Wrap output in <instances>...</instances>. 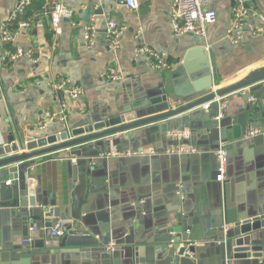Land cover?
I'll use <instances>...</instances> for the list:
<instances>
[{
  "label": "crops",
  "instance_id": "obj_1",
  "mask_svg": "<svg viewBox=\"0 0 264 264\" xmlns=\"http://www.w3.org/2000/svg\"><path fill=\"white\" fill-rule=\"evenodd\" d=\"M19 1L0 0V30ZM62 1L73 10L74 26L64 19L55 35L49 18L53 0H32L24 9L26 19L11 30L13 40L2 43L0 39V55L32 49L35 59L0 63V146L10 134L45 136L83 125L87 118L113 117L162 91L172 101L186 103L193 98L185 97L211 85L210 66L211 92L264 67V34L251 33V27L264 31V25L250 20L251 27L238 44L225 40L232 0L208 4L216 21L206 28L205 38L173 36L171 0H136L137 10L129 9L125 0ZM248 6L264 14V0H251ZM86 7L91 14L88 23L83 21ZM98 10L101 15L93 13ZM107 19L126 28L117 51L110 49L105 37ZM86 25L94 29L92 47L83 39ZM139 45L165 53L168 68H152L143 55L136 58ZM63 80L81 91L76 99L54 89ZM260 87L264 82L251 92ZM246 94L243 90L215 101L218 112L227 121L234 120L245 110ZM255 98L247 99L252 120L246 132L264 127V92ZM212 125L213 113L200 107L27 162L12 195H0V264H97L95 255L101 249L105 256L112 253L118 258L111 264H135V258L138 264H173L165 253L171 231L179 237V247L193 250L194 264H262L258 259L228 256L223 263L217 236L229 221L264 213V135L226 143L231 148L223 180L217 182L218 140L209 138V144L200 146V138L191 133ZM178 144L194 145L197 150L168 155L166 151ZM113 152L117 155L107 156ZM23 173L35 182L36 211L53 207L71 223L58 248L32 249L22 239L20 212L28 199ZM184 225L189 229L184 231ZM255 247L264 259V238Z\"/></svg>",
  "mask_w": 264,
  "mask_h": 264
},
{
  "label": "water",
  "instance_id": "obj_2",
  "mask_svg": "<svg viewBox=\"0 0 264 264\" xmlns=\"http://www.w3.org/2000/svg\"><path fill=\"white\" fill-rule=\"evenodd\" d=\"M82 13L83 21L88 23L91 16L89 7H86ZM93 13L101 15L102 11L98 10ZM263 82L264 67H261L251 71L242 80L218 89L216 92H211L210 90L213 84L212 79H210L211 85L203 92L185 98L182 97L185 100L193 98L183 104L172 101V99L168 98L164 91H162L160 95L147 96L142 104L127 108L113 117L105 119H99L98 117L87 118L86 121L83 122V125L73 126L71 128L66 126L64 130L54 134L45 136L32 134L24 135L21 133L10 134L8 141L0 146V195L6 197L12 195L14 187L19 185L20 171L26 168L24 166L27 162L37 157L68 148L81 147L90 142L119 133L172 119L194 109H198L207 103H210L208 111L213 113L214 125H212L209 130L193 129L191 131L192 134H197V139L200 138L197 144L200 146L207 145L210 141L209 138L218 140V145L220 143L225 145L231 141H238L243 138L247 126L251 122L250 120H252L250 119V114H247L250 110V102L247 99L251 96L258 99L259 95L261 96L263 94L264 88L262 87H260L258 91L251 92L255 86ZM243 90H247L245 110L237 114L234 120L227 121L228 119L226 120L225 115L218 112L219 104L217 102L215 103L216 99H223L233 93ZM256 110H259V107H256ZM219 115L220 119H216ZM229 148H231V145H225L226 151ZM23 150H25V153H19V151L22 152ZM22 179L23 183L27 186L28 194L27 207H23L20 212L22 239L27 241L32 249H54L60 247V239L52 236L50 232L55 219H60L64 229L68 232H70L72 228L71 223H68L64 218L60 217L59 211L53 207H44L40 210V213H38L36 211L38 202L34 195L35 182L28 173H23ZM18 199H20V197H18ZM183 228L184 231L189 229L185 225ZM263 238L264 213L241 222H227L225 226L223 225L219 228L217 236V239L220 241L218 248L223 263L228 256L233 260L249 258L258 259L262 260V264H264L262 253L255 249L257 243L262 241ZM172 239H174L175 242L174 246L169 247L168 245ZM186 250L187 248L185 247H179V237L175 234V231H171L165 245V253L168 255L167 259L169 262L173 264H194V257L190 258L186 256ZM189 250L193 252L191 248H189ZM103 251L104 249L98 250V254L95 255L97 264H111L114 258L118 259L115 257V254L112 253L105 256V254H102ZM134 261L135 264H138L137 258H135Z\"/></svg>",
  "mask_w": 264,
  "mask_h": 264
},
{
  "label": "built area",
  "instance_id": "obj_3",
  "mask_svg": "<svg viewBox=\"0 0 264 264\" xmlns=\"http://www.w3.org/2000/svg\"><path fill=\"white\" fill-rule=\"evenodd\" d=\"M32 0H20L17 7L12 11L9 19H15L17 15L24 12L26 6L31 3ZM215 0H171V7L169 13V20L172 28V34L175 37H181L185 35H192L200 38H205L206 28L208 25L213 24L216 21V13L208 8V4ZM251 0H232V22L226 30L225 40L232 44H238L246 28L250 25V20H256L259 24L264 25V14L257 12L256 10L250 8L248 4ZM125 4L129 9L137 10L138 4L136 0H125ZM73 10L67 7L62 0H53V3L49 9V18L52 32L57 35L60 32V23L62 20L66 19L74 26L76 23L73 21ZM27 26L26 23H21V27ZM105 37L108 41L110 49L112 51H117L119 49V39L122 33L125 31L123 25L118 24L115 20L107 19L106 23ZM251 27V26H250ZM251 33L254 36H261L264 31H261L257 27H251ZM94 29L91 26L86 25L83 27V39L88 47H92L94 44ZM14 34L5 29L2 25L0 30V39L2 43H9L13 40ZM207 54V49L205 51ZM145 56L149 59L150 66L155 69H165L168 68V61L165 53L158 52L148 45H139L134 53L136 58L140 56ZM21 58H26L31 62H35L33 57V50H22L17 49L15 52L3 51L0 55V63L4 62H15ZM210 75L214 79V74L212 67L210 66ZM212 87L214 81H212ZM56 90H65L72 99H76L81 91L78 88H73L70 86L68 80H63L56 85H54ZM216 92V90H214ZM220 102V99H216ZM64 106V105H63ZM203 110L208 111L210 103L204 104ZM220 119V115L216 118ZM264 135V127H254L247 131L244 135L246 139L253 138L256 136ZM178 136L185 137V134H179ZM196 147L186 146L182 144L176 145L174 148L167 150L168 155H183L192 154L196 152ZM218 167L216 181L221 182L223 180V174L225 170V164L227 160V151L225 145L220 143L217 150L215 151ZM117 155V153H108L107 156ZM178 197L183 199L180 192H178ZM51 235L61 239L65 234V229L60 219H55V222L50 230ZM174 236V234L172 233ZM174 239L169 243V247L174 246ZM110 248H112L110 246ZM185 255L193 258L194 253L189 250L185 251ZM263 262V261H261Z\"/></svg>",
  "mask_w": 264,
  "mask_h": 264
},
{
  "label": "trees",
  "instance_id": "obj_4",
  "mask_svg": "<svg viewBox=\"0 0 264 264\" xmlns=\"http://www.w3.org/2000/svg\"><path fill=\"white\" fill-rule=\"evenodd\" d=\"M23 13L17 15L15 19H9L7 23H4L5 29L8 30L9 32H11V30H16L17 25L19 24V21H23L26 19V13L25 12H23ZM20 15H22V16H20Z\"/></svg>",
  "mask_w": 264,
  "mask_h": 264
}]
</instances>
